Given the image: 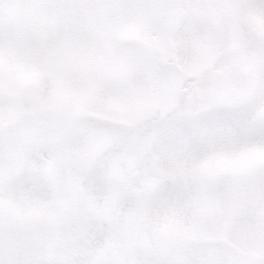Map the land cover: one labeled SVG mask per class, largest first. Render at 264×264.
<instances>
[{
    "label": "snow or ice",
    "instance_id": "obj_1",
    "mask_svg": "<svg viewBox=\"0 0 264 264\" xmlns=\"http://www.w3.org/2000/svg\"><path fill=\"white\" fill-rule=\"evenodd\" d=\"M0 264H264V0H0Z\"/></svg>",
    "mask_w": 264,
    "mask_h": 264
},
{
    "label": "rangeland",
    "instance_id": "obj_2",
    "mask_svg": "<svg viewBox=\"0 0 264 264\" xmlns=\"http://www.w3.org/2000/svg\"><path fill=\"white\" fill-rule=\"evenodd\" d=\"M18 22L25 23V18H20ZM233 215L237 221L249 227H254L259 222L261 214L257 207L254 189H249L242 199L235 203Z\"/></svg>",
    "mask_w": 264,
    "mask_h": 264
}]
</instances>
